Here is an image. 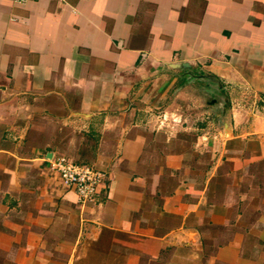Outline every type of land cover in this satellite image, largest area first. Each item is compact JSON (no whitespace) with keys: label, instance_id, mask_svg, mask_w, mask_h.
<instances>
[{"label":"crops","instance_id":"obj_1","mask_svg":"<svg viewBox=\"0 0 264 264\" xmlns=\"http://www.w3.org/2000/svg\"><path fill=\"white\" fill-rule=\"evenodd\" d=\"M0 264H264V0H0Z\"/></svg>","mask_w":264,"mask_h":264},{"label":"built area","instance_id":"obj_2","mask_svg":"<svg viewBox=\"0 0 264 264\" xmlns=\"http://www.w3.org/2000/svg\"><path fill=\"white\" fill-rule=\"evenodd\" d=\"M17 3H27L36 0H15ZM65 2L67 0H57ZM50 169L60 179L63 186L76 191L82 202L93 201L104 180V173L89 163L76 162L68 156L56 155L50 162Z\"/></svg>","mask_w":264,"mask_h":264},{"label":"rangeland","instance_id":"obj_3","mask_svg":"<svg viewBox=\"0 0 264 264\" xmlns=\"http://www.w3.org/2000/svg\"><path fill=\"white\" fill-rule=\"evenodd\" d=\"M212 99L209 97H204L203 101H201V105L200 106H195V107H190L189 111H188V115H210L211 111H212V107H210V101ZM224 101H222V105H223ZM130 113L128 112V115ZM158 115L164 114V113H156ZM190 138L192 136H189Z\"/></svg>","mask_w":264,"mask_h":264},{"label":"water","instance_id":"obj_4","mask_svg":"<svg viewBox=\"0 0 264 264\" xmlns=\"http://www.w3.org/2000/svg\"><path fill=\"white\" fill-rule=\"evenodd\" d=\"M183 66L187 67L188 65H187V64H185V65H183ZM216 81H217V80H216ZM225 104H226V106H229V101H228V98H225Z\"/></svg>","mask_w":264,"mask_h":264}]
</instances>
